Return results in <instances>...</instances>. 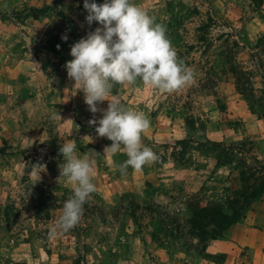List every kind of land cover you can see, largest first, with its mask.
<instances>
[{
  "label": "rangeland",
  "instance_id": "rangeland-1",
  "mask_svg": "<svg viewBox=\"0 0 264 264\" xmlns=\"http://www.w3.org/2000/svg\"><path fill=\"white\" fill-rule=\"evenodd\" d=\"M133 2L166 27L193 78L172 93L140 80L113 87L110 101L150 120L142 144L158 157L122 173L128 157L98 136L89 121L103 113L89 111L65 68L71 46L100 27L85 19L83 0H0V41L24 40L0 44L1 264H186V254L205 260L189 234L190 207L233 205L264 185V0ZM33 8L47 11L27 17ZM30 89L32 101L19 102L18 92ZM64 142L91 158L96 190L78 225L53 233L73 194L72 182L60 177ZM239 223L264 237V194ZM215 247L208 248L230 246Z\"/></svg>",
  "mask_w": 264,
  "mask_h": 264
},
{
  "label": "clouds",
  "instance_id": "clouds-1",
  "mask_svg": "<svg viewBox=\"0 0 264 264\" xmlns=\"http://www.w3.org/2000/svg\"><path fill=\"white\" fill-rule=\"evenodd\" d=\"M87 11L85 19L97 27L86 38L75 42L70 49L73 59L65 64L67 75L79 85L89 111H101L97 125L98 136L107 137V146L113 154L123 149L128 159L119 168L125 173L128 167L140 170L158 157L142 144V134L150 127L147 116L129 110L116 101L108 99L117 84H135L138 80L162 92L172 93L190 83L192 71L178 61L177 52L166 35V27L157 23L147 11L133 0H83ZM67 39V37H63ZM108 100L106 109L98 103ZM60 153V177L72 182V196L63 204V210L53 233L68 232L80 222L84 205L95 192L94 168L91 158H81L77 145L62 143Z\"/></svg>",
  "mask_w": 264,
  "mask_h": 264
},
{
  "label": "trees",
  "instance_id": "trees-1",
  "mask_svg": "<svg viewBox=\"0 0 264 264\" xmlns=\"http://www.w3.org/2000/svg\"><path fill=\"white\" fill-rule=\"evenodd\" d=\"M46 11L47 8L44 10L40 8H33V11L27 14V17L32 16L34 18H39ZM95 24L97 25L98 23L95 22ZM55 37L58 38V42L62 41V37L60 38V36L57 35ZM243 95H245V98H247L248 100L250 98H253L252 94ZM249 105L251 109H254V105L252 103H250ZM187 120V125L193 128V121L191 119ZM181 142L182 141L179 140L177 143L182 145ZM263 194L264 185H260L257 189L252 190L248 194H246V192H243L242 200H237L233 205L224 206L222 203H211L204 206H200L199 204L193 205L192 207H190L191 213L187 218L189 234L194 239H196L198 243L202 244L201 249H203L204 252L208 242L223 238L224 233L229 228L241 222V219L244 217V213L247 211L250 203L256 198L258 199ZM217 257L221 258V255H218Z\"/></svg>",
  "mask_w": 264,
  "mask_h": 264
},
{
  "label": "crops",
  "instance_id": "crops-1",
  "mask_svg": "<svg viewBox=\"0 0 264 264\" xmlns=\"http://www.w3.org/2000/svg\"><path fill=\"white\" fill-rule=\"evenodd\" d=\"M12 1V0H9ZM98 26V25H97ZM4 34V33H3ZM2 36V35H1ZM6 37V38H5ZM5 37H1L0 44H22V41L18 39V41L9 38L8 35ZM21 82H26V76L21 77ZM24 85V84H23ZM33 91V90H32ZM32 91L30 89L29 93L21 90L18 92L19 102L25 103L27 101H32ZM27 93V94H26ZM25 105V104H24ZM31 108V107H30ZM243 223H237L229 228L225 233L223 238L212 240L208 242L203 254L204 259H202V255H193L186 254L183 261L186 264H252V258L254 264H263L264 263V237L262 235H256L253 230L254 227L245 228ZM223 246H230L229 249L217 250L218 252H214L209 250L210 245H217L219 247L220 244ZM209 245V246H208ZM249 246V247H248ZM257 246V247H256ZM215 247V248H217ZM223 247V248H224ZM230 253L228 250L231 249ZM255 248V250L253 248ZM206 254V255H205ZM208 254V255H207ZM221 255V258L217 256ZM197 256H199L200 261H197ZM1 264V263H0Z\"/></svg>",
  "mask_w": 264,
  "mask_h": 264
}]
</instances>
